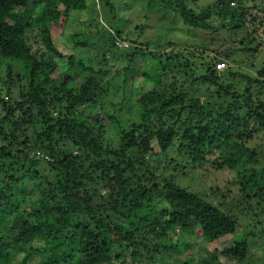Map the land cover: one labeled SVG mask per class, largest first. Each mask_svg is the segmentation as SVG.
Here are the masks:
<instances>
[{
    "label": "trees",
    "instance_id": "1",
    "mask_svg": "<svg viewBox=\"0 0 264 264\" xmlns=\"http://www.w3.org/2000/svg\"><path fill=\"white\" fill-rule=\"evenodd\" d=\"M96 1L111 28L98 22ZM146 6V19L151 8L166 28L173 11L208 44L154 45L142 26L131 37L115 0H0V264H181L175 252L192 248V237L234 235L243 214L251 228L240 239L201 246L183 264H240L250 239L264 238L253 211L255 203L264 214V145L251 144H264V62L249 73L228 47L220 53L229 66L218 71L219 59L205 55L227 39L236 52L264 48V0ZM88 10L97 18L82 30L71 14ZM78 49H90L94 66ZM111 60L128 65L122 77L119 69L110 76ZM138 82L144 92L135 96ZM134 104L136 118L127 112ZM165 129L181 155L169 162L154 147ZM191 169L236 176L211 186V198L174 174Z\"/></svg>",
    "mask_w": 264,
    "mask_h": 264
},
{
    "label": "rangeland",
    "instance_id": "2",
    "mask_svg": "<svg viewBox=\"0 0 264 264\" xmlns=\"http://www.w3.org/2000/svg\"><path fill=\"white\" fill-rule=\"evenodd\" d=\"M118 4V14L120 17H125L123 21H126V30L127 32L130 33L131 37L138 36V32H136V27L137 26H142V30H146V34H150V31L153 32L152 35V40L153 42H156L154 45H167L170 41L175 42L173 47L176 49H186L187 47L191 48H201V46L208 44V39L201 33L199 30L192 29L189 26H185L181 19L171 11L168 13L167 17H169L170 21L169 23L166 24V28H163V22H162V16L158 14L155 10L150 9V12L148 13V18H145L146 13L142 12L143 7L148 8L146 5L148 3V0H115ZM122 3L121 2H124ZM215 0H187L188 4L193 7L195 10H199L201 8L207 7L208 5H211ZM95 10L97 11L98 14V19L99 23L107 26V28H111L110 23L113 21L110 18L106 17V12L102 8L101 4L96 1L95 3ZM90 10L80 13V12H72L71 14V19H73V16H79L80 20L83 21V25L81 26L82 30L88 29V25L93 22L92 18L96 17L90 14ZM80 13V14H79ZM119 17V18H120ZM97 18V17H96ZM107 18V19H106ZM121 20V19H118ZM79 21V20H78ZM71 26L75 28L76 25L79 24V22H75L74 20L70 21L69 23ZM80 28V26H78ZM164 33L165 38L164 39H159L160 35ZM127 34V33H126ZM222 36V35H221ZM97 36H93L92 38H96ZM140 37V36H138ZM223 37V36H222ZM71 44V43H69ZM208 46V45H207ZM173 47H167V48H161L159 50H165V51H170ZM228 47H233V50L235 52L234 56L232 57V60H234L235 63H233L234 66L236 67H241L244 70H246L249 73H254L255 69L250 68L252 64L255 65V68H261L264 62V48H261L259 51L256 53H250V52H236L240 50V46L238 44H231L230 41L227 39L225 43L223 44L222 48H216L213 50L212 45H209V48L206 49L205 55H208L212 60L213 58L217 57L218 59H225L221 55L220 52H223L225 49ZM199 48V49H200ZM65 49V48H64ZM175 49V50H176ZM217 49V51H216ZM67 50V49H66ZM219 51L220 55L217 53ZM77 55L79 58H84L88 57L90 63L92 66H94L95 62L94 60H91V58L94 56L93 54L90 53V49L86 51H82L78 49ZM253 54V55H252ZM111 55L109 54L108 57ZM111 59V58H110ZM88 61V60H87ZM98 62H101V59H97ZM229 64V63H228ZM106 67L108 70H110V76L115 74V70L119 69L121 71V77L122 75L125 74L124 71H122L125 67L128 65L126 63L121 62L118 60V62L112 61L109 63H106ZM141 65V60L134 64L133 66H140ZM250 66V67H249ZM98 69V68H97ZM138 69V67H132L128 69V80L131 78H136L135 76V71ZM110 76L107 78L109 80ZM141 82L142 79H139ZM138 82L137 86L135 88H132L133 94L139 95L144 92V89L142 88V85ZM139 86V88H137ZM143 89V90H142ZM110 96H115V93L110 94ZM130 96V92H129ZM139 106L137 104L131 105L128 107V114L131 115L133 118H136L139 116ZM254 147L260 148L263 147V141L260 140L259 138L255 139L251 143ZM155 147V152L161 154V156L165 159L167 158V161H171L172 159L179 158L180 152L178 151V139L174 136L173 133L169 131V129H165L163 131H160L157 137V141L154 143ZM264 163V160H262ZM249 166V165H248ZM169 170H171L169 168ZM174 174L178 175V179L182 184L188 185L189 188L197 193H202L205 196H209L211 198V186L218 184L220 186H223V184L227 181V179L235 178L236 176V171H227V172H218V173H213L211 175H202L200 171L198 172L197 170H189L186 173H179V170L174 172ZM253 201L252 203H254ZM233 203V202H229ZM254 205V213L257 215L258 220L261 221L262 226V231L264 232V214H262L257 208V204ZM250 214V213H248ZM244 215V214H243ZM243 215L240 216V218H243V220H240L238 216V221H239V228L236 231L234 235H228L224 238H221L217 241L214 242H204L201 238H193L190 240L192 242L193 247L190 248L188 246H183L184 249V254L180 255L178 252H175L174 259L180 260L181 264H183L185 260V256L190 253H196L199 255V252L203 251V247L207 248L208 250L210 249H224L225 247H229L233 244L234 240L240 239L245 231L248 228H251L250 225L247 223L248 219L247 217L244 219ZM258 232L261 231V228L259 227L257 229ZM189 242V240H186ZM190 243V242H189ZM185 244V243H181ZM202 244V245H200ZM169 259V258H168ZM222 262H225L226 264H237V263H230L220 257ZM173 260V259H172ZM166 261L162 260L161 258L157 257L155 263H147V264H165ZM146 264V263H142ZM240 264H264V238H252L250 239L249 243V253L247 259Z\"/></svg>",
    "mask_w": 264,
    "mask_h": 264
},
{
    "label": "built area",
    "instance_id": "3",
    "mask_svg": "<svg viewBox=\"0 0 264 264\" xmlns=\"http://www.w3.org/2000/svg\"><path fill=\"white\" fill-rule=\"evenodd\" d=\"M216 69L221 71L227 67V62L225 60H219L216 62Z\"/></svg>",
    "mask_w": 264,
    "mask_h": 264
},
{
    "label": "clouds",
    "instance_id": "4",
    "mask_svg": "<svg viewBox=\"0 0 264 264\" xmlns=\"http://www.w3.org/2000/svg\"><path fill=\"white\" fill-rule=\"evenodd\" d=\"M219 60H225V59H219ZM219 60H218V61H219ZM225 61L227 62V67H228V66H229V64H228L229 62H228L227 60H225ZM216 62H217V61L214 62V65L216 64ZM215 67H216V65H215ZM227 67H226V68H227ZM226 68H225V69H226ZM225 69H224V70H225ZM218 71H219V70H218ZM221 71H222V70H221Z\"/></svg>",
    "mask_w": 264,
    "mask_h": 264
}]
</instances>
